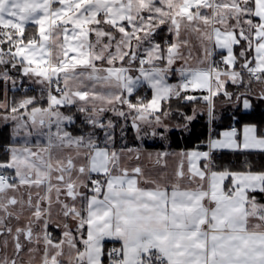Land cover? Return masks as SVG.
<instances>
[{"label": "snow or ice", "instance_id": "1", "mask_svg": "<svg viewBox=\"0 0 264 264\" xmlns=\"http://www.w3.org/2000/svg\"><path fill=\"white\" fill-rule=\"evenodd\" d=\"M218 104L264 106V0H0V264H264V165L214 156L264 154L257 124L207 151L116 143Z\"/></svg>", "mask_w": 264, "mask_h": 264}, {"label": "trees", "instance_id": "2", "mask_svg": "<svg viewBox=\"0 0 264 264\" xmlns=\"http://www.w3.org/2000/svg\"><path fill=\"white\" fill-rule=\"evenodd\" d=\"M31 94V93H30ZM219 117L211 123L208 122L207 115L198 116L190 125V131L184 134L175 133L169 134L167 144L160 142H147L144 147L146 149H169V150H194L197 146H200L201 150H206L207 142L209 140V133L211 136H217L221 130L235 126L240 129L246 123H254L260 127V130L264 132V106H257L256 109L243 116L242 119L233 120L232 111L229 108H224L219 112ZM211 128V132H210ZM9 128L0 127V143H4L9 139ZM127 145H134L137 142L135 139V133L129 127L127 128ZM132 134V135H131ZM119 142L116 137V143ZM248 155L249 159L253 162L255 168H259L264 165V154L258 152H252L249 154L234 153L230 151L214 152V156L217 160L225 165L238 166L244 159V156ZM262 202H264V194H259Z\"/></svg>", "mask_w": 264, "mask_h": 264}, {"label": "rangeland", "instance_id": "3", "mask_svg": "<svg viewBox=\"0 0 264 264\" xmlns=\"http://www.w3.org/2000/svg\"><path fill=\"white\" fill-rule=\"evenodd\" d=\"M224 108H227L226 106H222V105H219L217 106V111H216V116L217 118L219 117V112H221L222 109ZM114 120H118V118H115L113 117ZM119 123H122V121H118ZM2 127V126H0ZM127 129L125 130V137H124V140H121V133H120V130L119 128H117L116 130V137L118 139L119 142H117V145H121V144H126L128 143V140H127V133H126ZM211 132V131H210ZM132 135V134H131ZM211 136V134L209 133V137ZM212 137V136H211ZM162 141L163 143H167V141H163V140H160V139H151V138H145L144 140L140 141V140H137L136 144L132 145L131 147L133 148H141L144 153H148V152H151V153H156V152H168V153H180V152H187L185 150H169V149H166V150H148L144 147L145 143L147 142H160ZM168 160V163H169V171L173 170L174 167L179 163V159L178 157L177 158H174L173 156L169 155L167 158ZM145 163H147V161H145ZM150 166V165H149Z\"/></svg>", "mask_w": 264, "mask_h": 264}, {"label": "crops", "instance_id": "4", "mask_svg": "<svg viewBox=\"0 0 264 264\" xmlns=\"http://www.w3.org/2000/svg\"><path fill=\"white\" fill-rule=\"evenodd\" d=\"M171 82H175V78H173L172 80H171ZM243 127H244V125L240 128V129H238V128H236L235 126H232V127H230V128H227V129H224V130H221L220 132H219V134L217 135V136H212L211 138H213V139H219V138H221V133H223V132H225V131H230L232 128H235L236 130H237V139H242V136H243ZM167 144V143H166ZM127 147H131L132 145H126ZM167 148H165V149H162V150H166ZM148 150H161V149H148ZM188 151H190V150H188ZM220 151H229V150H227V149H225V150H218L217 152H220ZM231 152V151H230Z\"/></svg>", "mask_w": 264, "mask_h": 264}, {"label": "built area", "instance_id": "5", "mask_svg": "<svg viewBox=\"0 0 264 264\" xmlns=\"http://www.w3.org/2000/svg\"><path fill=\"white\" fill-rule=\"evenodd\" d=\"M27 86V85H26ZM208 149H206V150H203V151H207Z\"/></svg>", "mask_w": 264, "mask_h": 264}]
</instances>
